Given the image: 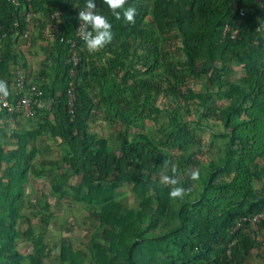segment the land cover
I'll return each mask as SVG.
<instances>
[{
  "label": "trees",
  "instance_id": "16d2710c",
  "mask_svg": "<svg viewBox=\"0 0 264 264\" xmlns=\"http://www.w3.org/2000/svg\"><path fill=\"white\" fill-rule=\"evenodd\" d=\"M95 3L115 39L89 54L76 37L86 0H0V80L13 102L16 67L28 68L16 45L29 31L45 55L39 74H27L48 100L33 106L29 126L0 104V264H45L54 250L23 212L30 174L47 171L51 193L97 222L84 248L59 242L62 264H248L264 254V220L252 221L264 211V32L256 31L264 0H128L134 24ZM227 25L236 38L224 34ZM205 131L213 148L222 139L217 154L203 153ZM56 143L61 160H38ZM173 164L191 189L182 200L161 183ZM41 196L35 215L43 219ZM22 239L30 252L19 248Z\"/></svg>",
  "mask_w": 264,
  "mask_h": 264
},
{
  "label": "rangeland",
  "instance_id": "374dc122",
  "mask_svg": "<svg viewBox=\"0 0 264 264\" xmlns=\"http://www.w3.org/2000/svg\"><path fill=\"white\" fill-rule=\"evenodd\" d=\"M35 34V32H34ZM36 35V34H35ZM42 43L39 38L33 37L34 48L31 49L32 53L36 51L38 53V58H34L33 62L29 59L27 60L28 66L31 69L30 72H35L38 74L41 70L39 62L44 52L42 49ZM32 55L31 58H33ZM236 71L239 67H235ZM30 75V74H29ZM36 75V74H34ZM32 76V75H31ZM195 87L200 88L202 82L197 80L194 83ZM19 119L23 125L29 126V118L20 115ZM167 121V118H165ZM154 128L153 122H149L147 125ZM198 133V132H197ZM200 133V132H199ZM203 134V153L207 152V155L211 153L217 154V148L221 145V138L217 139L218 146L216 148L211 147L209 144L213 139V135L209 131H205ZM48 145V144H47ZM51 146V145H50ZM9 147V146H8ZM50 150L42 149L38 155L39 159H62L63 150L57 143L51 146ZM45 148V147H44ZM54 175L52 172L47 171L44 176H37L31 173L29 176V183L26 186V200L23 205V212L30 219V226L40 231L45 230L46 242L50 248L54 250L45 258V264H62L57 256V245L60 241L65 240L71 242L75 247L84 248L88 242L91 231L95 228L97 222L90 219L87 213L83 209L82 205L77 203L68 204L67 200L59 201L56 196L51 193V184L53 182ZM80 180V178H76ZM46 194L44 201H48V205L45 208L43 219L41 216H36L35 212L38 209L37 201L42 200V193ZM125 198H130L131 193L128 189H124ZM47 215L49 218H45ZM29 226V222L25 221L21 228L25 229ZM19 248L23 253H28L31 251L32 246L30 243L19 240ZM248 264H264V254L254 253V257Z\"/></svg>",
  "mask_w": 264,
  "mask_h": 264
},
{
  "label": "clouds",
  "instance_id": "9594fccd",
  "mask_svg": "<svg viewBox=\"0 0 264 264\" xmlns=\"http://www.w3.org/2000/svg\"><path fill=\"white\" fill-rule=\"evenodd\" d=\"M103 4L107 5L115 20H124L128 24L135 23L137 8L135 5L125 7L128 4V0H103ZM96 8L95 0H86L85 10L79 11L77 17L80 24L91 29L90 31L82 33V39L86 44L89 54L99 52L106 46L112 44L115 39L112 23L104 15L97 14L95 11ZM256 31L264 32V19L260 20V26L256 28ZM9 95L10 92L7 82L0 80V102H3ZM165 166L167 167L168 164L166 163ZM171 171L173 175H163L161 177V183L171 186L169 191L170 199L182 200L190 193L191 189L180 186L178 169L174 164L171 165ZM200 175L199 169L189 171V176L192 181H199Z\"/></svg>",
  "mask_w": 264,
  "mask_h": 264
},
{
  "label": "built area",
  "instance_id": "2783aa9c",
  "mask_svg": "<svg viewBox=\"0 0 264 264\" xmlns=\"http://www.w3.org/2000/svg\"><path fill=\"white\" fill-rule=\"evenodd\" d=\"M13 5H19L21 0H7ZM29 3L31 0H27ZM85 10V8L81 9L80 11ZM247 12L246 9H242L240 14L245 15ZM33 15L32 10L30 9L27 13V19L29 20ZM60 17V14L58 12L51 13L50 18L52 20L58 19ZM88 27L83 26L78 23L76 37L82 39V33L87 30ZM230 33L232 38H236L238 36L239 31L236 29H233L230 25H227L224 29V34ZM57 34V23L53 24L49 29V35L53 38L56 37ZM24 37L27 39V45H32V39L30 37L29 31H24ZM72 44V46L75 45L76 41L70 39L68 41ZM70 60L76 64L78 62V56L77 52L74 49V47L70 50ZM72 84V83H71ZM8 85V89L11 88V85ZM13 90H14V103L11 101L10 97H7L3 102H0L2 107H5L9 109V111L13 115H22V116H31L34 114V105H38L40 107H45L48 104V100L44 95V91L39 85L38 82L31 80L30 77H28V74L25 70V67L23 64H20L16 67L15 76H14V82H13ZM70 95V101L72 103L73 98L75 94L73 93L72 89L69 90ZM12 122H15L14 119H12ZM245 220H247L245 218ZM264 220V211L256 214L253 218V222H258Z\"/></svg>",
  "mask_w": 264,
  "mask_h": 264
},
{
  "label": "crops",
  "instance_id": "0c3cea01",
  "mask_svg": "<svg viewBox=\"0 0 264 264\" xmlns=\"http://www.w3.org/2000/svg\"><path fill=\"white\" fill-rule=\"evenodd\" d=\"M18 6V5H17ZM27 39L25 38V39H23L21 42H20V44L18 45H16V50H18V49H21L22 51H24L25 52V54H26V57H25V64H26V66L28 67L27 68V70H26V72L28 71V73L30 74V75H32L33 76V74H36V75H38L39 74V72H38V74L37 73H35V72H30V66H28V62H27V60L29 59L31 62H33V59L34 58H38V53L36 52V51H34V53H32V51H31V49H33L34 48V45H33V43H32V45L31 46H27ZM42 48H43V43H42ZM32 55H34L33 56V58H31L32 57ZM44 55L45 54H43V56L41 57V60H40V62H39V65L42 67V63H43V61H44ZM35 80V79H34ZM36 81V80H35Z\"/></svg>",
  "mask_w": 264,
  "mask_h": 264
}]
</instances>
